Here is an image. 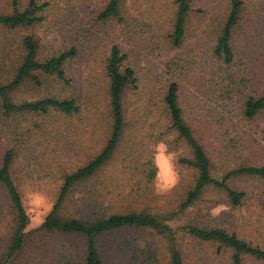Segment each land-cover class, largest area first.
<instances>
[{"label": "rangeland", "instance_id": "rangeland-1", "mask_svg": "<svg viewBox=\"0 0 264 264\" xmlns=\"http://www.w3.org/2000/svg\"><path fill=\"white\" fill-rule=\"evenodd\" d=\"M12 1L0 0V12L12 10ZM38 1L50 2L41 13L43 21L9 32L0 29V82L5 83L12 76L11 60L18 55L13 43L24 35L33 34L38 39L40 59L75 47L77 54L65 65L66 82L35 71L11 93V98L21 103L73 96L81 108L75 115L23 113L8 118L0 105V165L5 151L15 146L12 172L29 216L23 254L28 261L34 258L35 264H54L65 245L75 248L79 256L85 255L83 237L50 235L43 239L33 231L53 208L64 176L100 152L110 135L112 118L105 67L114 44L128 55L126 64L136 71L142 91L141 95L136 94L135 87L128 91L130 111L139 96L154 95L167 80L175 78L181 85L182 104L191 113L189 118L193 120L195 116V122L211 129L206 141L211 142L208 152L215 177L221 178L243 165L264 164V110L253 119L243 114L247 96L264 92V0H244L243 18L234 29L236 57L232 65L213 56L230 11V0H192L186 38L179 47L167 37L174 20L175 0H125L124 20L99 19L109 0ZM29 2L20 0V7L25 8ZM4 47L7 52L13 51L7 55ZM3 51L7 55L5 61ZM137 134L141 142L146 139L143 150L153 153L157 168H162L164 161L156 160V156L157 145L163 142L156 143L148 130ZM124 149L121 146L98 177L73 189L61 210L64 216H78L79 197L96 188V183L101 186L102 180L112 181L107 189L112 191L121 211L169 214L179 206L194 174L178 164L181 152L167 148L171 157L168 163L179 179L169 190L157 191V174L148 182L141 175L139 161H124ZM229 184L245 192L240 205L234 206L223 189L210 186L182 217L169 223L174 228L185 224L224 228L264 248V178L235 176ZM217 207L226 210L213 215L211 210ZM10 224V215L0 223V257L9 238ZM166 238L151 229L124 227L99 235L97 246L104 264H170L172 242ZM177 239L184 264H233L229 247L218 249L217 242L201 241L186 233H179ZM243 264L264 261L246 255Z\"/></svg>", "mask_w": 264, "mask_h": 264}, {"label": "trees", "instance_id": "trees-1", "mask_svg": "<svg viewBox=\"0 0 264 264\" xmlns=\"http://www.w3.org/2000/svg\"><path fill=\"white\" fill-rule=\"evenodd\" d=\"M124 1L109 0L99 13V19L119 17L124 20ZM12 5V10L0 12V29L4 32L31 27L43 21L44 16L41 13L47 9L50 2L39 3L38 0H30L28 6L22 9L20 0H13ZM230 5V11L213 48V56L226 65H232L235 61L233 35L235 26L243 18L244 0H230ZM191 10L192 0H175L174 20L171 29L167 31V37L176 47L181 46L186 38ZM13 44L18 49L14 50V53L18 55L11 60L12 76L7 82H0V105L4 116L9 118L23 113L44 115L52 112L66 115L79 113L81 107L77 98L73 96L63 98L50 96L21 103H16L11 98V93L35 71L56 76L57 79L66 82L65 65L77 54L76 48L71 47L69 50L40 59L38 56L40 44L33 34L24 35L20 41ZM5 52L8 55L6 49ZM5 52L3 51L2 56L4 61L7 59ZM127 56L118 44H114L105 67L109 83V111L112 118L109 137L100 152L64 176L53 208L33 234L43 236V239L50 235L85 239L86 250L83 257L75 253V248L65 245L59 250L54 264H104L98 250L97 237L124 227L151 229L165 238H170L172 242L170 264H184L183 253L177 239L179 233H186L203 241L218 242L224 247L231 248L233 264H243L245 255L264 261V248L253 245L224 228L200 227L194 224L174 228L169 223L174 218L182 217L210 186L223 189L234 206L240 205L246 194L231 187L229 180L244 175L264 178V164L243 165L228 171L221 178L215 177L212 159L208 152V145L211 142L206 141L211 129L209 130L201 122H195V116L193 120L189 118L191 113L187 112L182 104L181 85L175 78L167 80L154 95L139 96L134 102L133 110L130 111V103L127 101L128 91L132 87H135L137 95H141L142 91L139 90L136 71L126 64ZM263 110L264 92L260 95L249 94L243 103L244 116L253 119ZM147 130L151 131L156 143L163 142L168 150L180 151L178 164L185 170L194 172L192 182L185 190L179 206L169 214H153L145 210L121 211L116 207L112 191L107 189L108 186H112V181L102 180L101 186L96 183V188L79 197L78 216H64L61 210L65 207L73 189L98 177L121 146H125L124 161L127 159L130 162L139 161L142 166L141 175L148 182H152L158 171L154 154L143 150L146 139L141 142L137 134ZM127 135L130 136L128 139ZM125 142L126 145H123ZM16 155L17 148L15 146L9 148L5 151L0 165V223L9 215L11 219V231L3 255L0 257V264H35L34 258L28 261L23 257L27 248V234L24 229L28 225L29 216L12 172Z\"/></svg>", "mask_w": 264, "mask_h": 264}, {"label": "clouds", "instance_id": "clouds-1", "mask_svg": "<svg viewBox=\"0 0 264 264\" xmlns=\"http://www.w3.org/2000/svg\"><path fill=\"white\" fill-rule=\"evenodd\" d=\"M159 149L158 154L156 156V160H163L164 164L162 168L158 169L157 176H156V189L157 191H166L169 190L171 187L175 185L178 181L179 177L178 174L175 172L174 168L168 163V160L171 157L167 154V145L164 143H159L157 145ZM226 210L222 207L213 208L212 214L218 215L220 211Z\"/></svg>", "mask_w": 264, "mask_h": 264}, {"label": "crops", "instance_id": "crops-1", "mask_svg": "<svg viewBox=\"0 0 264 264\" xmlns=\"http://www.w3.org/2000/svg\"><path fill=\"white\" fill-rule=\"evenodd\" d=\"M194 238V237H193ZM201 241H203V240H201ZM210 242H213V241H210ZM218 243V242H217ZM219 244V246H218V249H221V247H224V246H222V245H220V243H218ZM233 254V253H232ZM246 256V255H245ZM244 256V257H245ZM251 257V256H250ZM233 261V260H232ZM259 261H261V260H259ZM244 262V261H243Z\"/></svg>", "mask_w": 264, "mask_h": 264}]
</instances>
